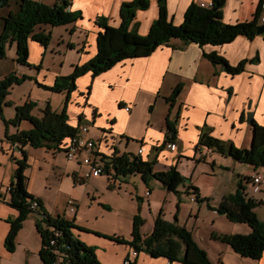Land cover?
Instances as JSON below:
<instances>
[{"label":"crops","instance_id":"0c3cea01","mask_svg":"<svg viewBox=\"0 0 264 264\" xmlns=\"http://www.w3.org/2000/svg\"><path fill=\"white\" fill-rule=\"evenodd\" d=\"M68 1L69 10L82 13L81 18L66 24L71 25L73 32L68 40L69 45H62V49L64 52L71 49L69 52L74 53L69 68L71 70L73 65L87 62L98 50L97 35L101 27L96 19L105 16L108 23L119 26L120 6L133 0ZM148 1L149 5L138 8L134 20L129 23V29L136 28L145 35L158 16L159 6L158 0ZM191 1L193 0H167L168 14L175 24L183 21L185 9ZM262 1L264 0H225L223 20H247L258 7L261 8ZM18 2L8 0L0 7L2 20L10 13L19 11ZM39 2L51 5L57 3V0ZM263 14L264 8H261L260 16ZM261 23L263 22L259 17V24ZM66 28L69 30L70 27ZM2 30L0 28V32ZM36 42L38 41L35 39L29 41V54L33 60L35 53L41 56L39 66H43L45 56L48 51L52 53V50ZM212 51L220 53L232 64H237L242 59H257L249 60L245 69L234 75L205 57L204 53ZM63 64L62 61L58 68L47 66L46 70H51L50 75H38L39 80L52 86L63 75L61 73H66L62 70ZM11 72L21 76L29 75L26 67L15 62L7 70L0 72V78ZM76 83L77 90L73 91L67 110L68 120L72 125L80 123L78 130L86 124L95 125L100 131L93 133L88 127L87 133L94 140L103 135L102 129L108 132L110 137L102 136L106 146L97 147L103 157L112 156L114 152L140 154L143 159L154 160L155 171H167L171 166H176L185 177L173 191L155 177L145 182L140 173L113 177L112 173L104 172L107 178L101 176L103 173L82 178L88 170V166L82 162L86 152H82L77 159H68L64 148H34L30 144L24 147L27 159L30 160L33 155L35 162H38L35 158L38 150L52 154L53 159L57 152H64L68 161L66 169L63 168L64 173H72L77 180L83 182L89 179L86 190H89L88 195L93 198L87 207L93 209V220L103 216L104 222L91 224V216L82 213L81 204H78L74 213L64 214V218L77 224L79 229L75 228L74 234L93 247L101 264H128V258L131 259V264H185L182 260L171 261L166 256H153L146 250L134 254V247L107 237L122 236L130 240L133 218L137 214L144 220L140 228L143 237L152 232L155 219L160 214L165 220L190 230L192 238L199 247L206 250L213 264H264V254L260 259L244 257L225 241L219 247L212 246L215 245L213 240H219L213 237V233L247 234L250 228L240 225L225 232L218 231L215 221L218 224L222 216L229 218L208 207L209 203L217 206L225 194L236 191L238 183H243L245 176L251 178L257 174L256 168L230 155L198 145L201 130H206L217 139L232 142L235 147L249 148L252 145L253 128L247 116L251 115L264 126V32L253 39L239 36L222 45L200 46L173 37L168 43L158 45L147 56L124 59L96 76L86 73L79 76ZM179 83L182 84L181 92L174 104L170 105L165 98ZM45 90L47 91L42 96L49 101L53 92ZM86 90L88 94L83 97L82 93ZM6 109L8 108L4 105L0 110V264H42L39 255L41 236L38 230L35 232L31 227V222H36L41 216L37 213L31 212L25 219L26 230L24 233L18 231L14 251H8L4 246L10 229L9 220L19 214L17 208L8 202L10 193L7 187L11 184L17 167L15 159L21 157L19 147L7 135L31 126V123L27 125L23 121L18 126L11 124L10 127L6 120L14 116L15 109L12 108L13 113L5 112ZM167 119L174 123L173 130L168 129ZM119 136L123 139L117 143L111 138L117 139ZM170 140L177 143L176 149L171 150L166 146ZM139 148L143 151L139 152ZM54 165L61 167L57 161H54ZM29 167L25 169V175ZM29 181L27 176V190L42 198L39 191L31 186L33 183L28 184ZM74 183L76 184L75 181ZM146 191L149 193L146 194ZM202 197L210 199L202 201ZM43 203L48 209L44 201ZM204 210H208L207 213H203ZM48 212L52 214L49 209ZM210 251L214 252H211L214 257Z\"/></svg>","mask_w":264,"mask_h":264},{"label":"trees","instance_id":"16d2710c","mask_svg":"<svg viewBox=\"0 0 264 264\" xmlns=\"http://www.w3.org/2000/svg\"><path fill=\"white\" fill-rule=\"evenodd\" d=\"M19 11L3 17V30L0 32V57L5 56V47L16 42V59L26 65L29 63V39H35L47 46L49 33L38 32L35 26L38 24H52L53 26L73 23L82 17L80 11L69 10L68 0H57L55 4H46L39 0H18ZM8 0H0V7ZM158 16L151 23L146 35L140 34L136 28L129 29V23L134 20L138 8H146L148 0H133L124 2L120 6L121 21L119 26L108 23L106 17H98L97 23L101 27L97 35L98 50L87 62L75 64L69 75L59 76L54 84H40L52 92H66L61 110H53L50 103L41 109V115L35 116L31 110L36 105L33 100L23 104H17L14 116L6 120V124L18 126L24 120L32 124L29 128L18 129L15 133L8 134L7 138L15 143L21 151V157L15 159L17 163L13 172L11 184L7 187L10 193L9 204L16 207L19 214L9 220L10 229L5 237V248L14 251L18 231L23 227L24 220L32 212L40 218L36 221L38 233L41 236L42 246L39 255L42 264H101L96 257L93 247L81 241L74 234V229L79 227L73 220L64 218L62 214L56 216L50 214L43 203V199L33 195L27 190V176L24 171L29 166L27 144L49 149L63 150V143L74 136L78 131V125H72L68 120V106L73 91L77 90L76 80L80 75L88 72L92 76L99 75L111 66L124 59L139 56H147L156 47L173 37L184 42L190 41L199 44H225L239 36L253 39L257 34L259 25L260 7L256 9L252 17L238 22H225L222 16V8L225 0H214L212 7L201 6L196 1H191L186 7L183 21L175 24L167 10V0H158ZM262 3V2H261ZM205 57L214 64H219L224 71L236 74L245 69L246 63L257 58L242 59L237 64L230 63L224 56L216 51L204 53ZM28 75H17L11 72L0 78V110L10 88L15 83L22 82ZM90 88V86H89ZM182 89V84H177L172 92L165 98L173 105ZM247 119L253 128L252 145L247 148L233 146L232 142L217 139L206 130H201L199 143L202 147L210 148L218 153L232 156V158L257 167L264 165V126L248 115ZM168 129L174 128V123L167 119ZM86 127V126H84ZM83 127V128H84ZM82 128V129H83ZM106 172L109 174L129 175L140 173L145 182L152 177L161 181L170 190H176L185 180L176 166H171L167 171H155L154 160L143 159L140 154L114 152L112 156H104ZM250 181L249 176H245ZM245 185L240 181L236 191L223 196L220 203L208 207L218 213L225 214L233 222H245L250 227L247 234H214L213 237L225 242L240 255L250 258H259L264 254V220H261L254 207L259 203L256 199L246 196ZM197 189V188H196ZM202 197L200 200H209ZM36 201L37 207L32 209L31 202ZM143 218L139 214L133 218V229L130 240L122 236H108L109 238L123 242L135 248L137 252L148 251L153 256H166L169 260H182L185 264H213L206 250L199 247L192 238V233L186 227L165 220L160 214L155 219L154 229L145 237L141 236L140 228ZM54 241V243H52ZM183 250V251H182Z\"/></svg>","mask_w":264,"mask_h":264},{"label":"rangeland","instance_id":"374dc122","mask_svg":"<svg viewBox=\"0 0 264 264\" xmlns=\"http://www.w3.org/2000/svg\"><path fill=\"white\" fill-rule=\"evenodd\" d=\"M100 17H105V16H100ZM66 24L57 25V26H53L52 24H40V25L37 24L35 26L36 31L49 33V41L47 44L48 46L47 49L52 50V53L48 51L47 55L44 58V62L42 64L43 66H39L41 62V56L37 55V53H35L34 56L35 61L32 59V57H30L29 54V59H28L29 63L26 65L20 63L16 59L17 57L16 42L9 43L5 47V56L0 57V72L7 70L15 62L16 64L22 67H26L29 72L28 78L24 79L22 82L20 81L19 83L13 84V86L10 88V92L7 94L6 99L3 103V106L5 105V107L8 108L6 109L5 112L13 113L12 108L16 107L15 104L21 105L28 100H33L36 102V105L31 110V112L35 114V116L41 115L40 109L45 108L48 102H50L52 108L56 109L58 107L59 108L58 110H61L66 92H53L50 100L48 101L47 97L42 96L44 92L47 90H45L46 89L45 87L40 85L44 83H42L39 80L38 75L49 76L51 70L49 71L46 70L47 66H52V68L53 67L58 68L60 64H62V61L64 63L62 66V70H65L66 73H61V74L69 75L72 72L71 70H73V67L71 70H69V68H70V64L72 63V60L74 59L73 58L74 53L69 52L71 51V49H69L68 52H64V50L62 49V45H64L63 47L69 45L68 40L72 37L71 34L73 32L71 25H66ZM66 26L70 27L69 30L68 28H66ZM0 28L1 29L3 28V20L1 16H0ZM30 40L31 38L29 39V41ZM89 89L90 88L88 86V90ZM49 94L50 92L47 95ZM87 94L88 92L86 90L85 93H82V96L85 97ZM24 123H28L27 125H29L31 122L28 120H24ZM8 125L12 127L10 123ZM85 126H87V124ZM88 127L92 129L93 133L94 131L96 133L100 131V130L98 131V129L92 123L91 126L88 125ZM101 132L103 134L102 136L105 135L104 138H106V135L110 137V135L106 130L102 129ZM102 136H99L98 139L95 138L94 141L95 146L98 147L99 145H101V148L106 146L105 140L102 138ZM111 138L115 140L116 143L119 142L121 139H123V137L121 136H119L117 139L113 137ZM36 152L37 155L35 156V158L38 160V162L34 161L33 155L31 159L28 160V163L30 164L29 165L30 167L26 171V175L29 177L30 180L28 184L33 183L31 186H33V188L36 191H39V193L42 195V199H43L42 201L45 202L46 206L48 207L52 215L56 216L58 214H62L64 216V214L74 213V211L77 209L78 204H81L82 213H87L91 216L90 217L91 224L93 222H95V224L104 222L105 219L103 218V216L98 217V219L96 220H93V217H95L92 211L93 209L87 207L93 198L92 195H88L89 190L88 191L86 190V187H88L87 184L89 182V179L83 182L77 180L72 173H64V169H66L68 162L67 159L64 157V152H57L54 159L53 157H51L52 154L45 153L44 151H40V150ZM54 161H57L61 167L55 166ZM250 166L256 168L255 171L258 172L257 174H260L262 176V179L264 180V165L263 166L258 165L257 167H254L253 165ZM255 171L253 170V173ZM101 176L107 178L105 173H103ZM74 181L76 182V184L74 183ZM243 184L246 186L245 187L246 196L252 197L257 201H259L256 207H254V210L257 212L260 219L264 220V183L261 184L260 190L258 191L254 190V185L252 184L251 181H247L246 178H243ZM207 211L208 210H204L203 213H207ZM26 223L27 220H24L23 227L20 230L23 233L26 230ZM215 223H216L215 226L219 227L218 231H223V232L230 230L231 227H238L240 225H245L247 228H250L249 225L246 224L245 222H238V223L230 222V220L224 216L221 217V220L219 221L218 224L217 221H215ZM31 227L33 230H35V232L37 231L36 222L34 221L33 223L31 222ZM222 234H226V233H222ZM213 242L215 243V245L214 244L212 245L214 247H219L222 244H224L222 240H216V241L213 240ZM216 244H218V246ZM214 249L219 250L218 248H214ZM211 252L213 251H210L211 256H213L212 254L214 252L213 253Z\"/></svg>","mask_w":264,"mask_h":264},{"label":"built area","instance_id":"2783aa9c","mask_svg":"<svg viewBox=\"0 0 264 264\" xmlns=\"http://www.w3.org/2000/svg\"><path fill=\"white\" fill-rule=\"evenodd\" d=\"M199 4L201 6L206 7H212L214 4V0L210 1H200ZM261 8H264V1L261 3ZM260 20L264 22V14L260 16ZM127 110H129V107H127ZM88 125L86 126V129H81L77 131V133L69 137L64 143L63 147L66 151V156L68 159H77L79 156H81L82 152H86V156L82 158V162L88 166V170L84 172L82 178H89L91 176H99L102 173L106 172V166L104 157L97 150V146H95V140L88 136ZM176 142H172L171 140L166 143V146L171 148V150L176 149ZM207 148V147H205ZM143 149L139 148V152H142ZM250 181L254 185V190L258 191L260 190V186L262 183H264V180L262 179V176L260 174H255L251 176ZM149 191H146V194H148ZM30 206L32 209L37 207V202L33 201L31 202ZM54 243V241H52ZM137 251L134 250L133 253L135 254ZM126 263L131 264V259H126ZM59 264H68V263H61Z\"/></svg>","mask_w":264,"mask_h":264},{"label":"water","instance_id":"95a60500","mask_svg":"<svg viewBox=\"0 0 264 264\" xmlns=\"http://www.w3.org/2000/svg\"><path fill=\"white\" fill-rule=\"evenodd\" d=\"M257 32L258 33H263L264 32V22L258 25Z\"/></svg>","mask_w":264,"mask_h":264},{"label":"bare ground","instance_id":"6f19581e","mask_svg":"<svg viewBox=\"0 0 264 264\" xmlns=\"http://www.w3.org/2000/svg\"><path fill=\"white\" fill-rule=\"evenodd\" d=\"M83 129H86V127H84Z\"/></svg>","mask_w":264,"mask_h":264}]
</instances>
